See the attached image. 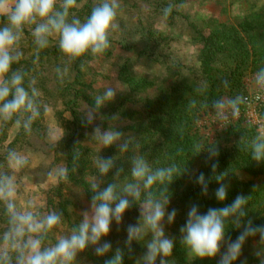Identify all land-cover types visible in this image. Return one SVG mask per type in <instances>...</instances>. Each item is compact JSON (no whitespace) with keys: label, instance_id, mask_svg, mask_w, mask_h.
Returning a JSON list of instances; mask_svg holds the SVG:
<instances>
[{"label":"trees","instance_id":"obj_1","mask_svg":"<svg viewBox=\"0 0 264 264\" xmlns=\"http://www.w3.org/2000/svg\"><path fill=\"white\" fill-rule=\"evenodd\" d=\"M188 1L118 0V28L109 35V49L102 55L86 54L72 62H68L60 51L58 37L50 38L48 47L37 51L32 36L34 26H26L19 44L21 59L12 68L27 74L25 87L33 82L39 89L41 115L32 124L30 132L18 127L14 120L7 123L0 121L2 145L8 137L9 129L13 125L17 127L12 139L3 145L1 161L6 159L9 150L35 148L37 140L46 135V108H54L55 118L62 132L60 138L49 145V149L63 161L64 167L68 169V179L57 180L50 187L45 209L41 214L51 211L62 213V221L71 232L80 221L68 207L72 203L69 193L74 190L90 203L93 195L90 192V181L98 176L93 159L98 155L99 145L91 139L94 124L99 122L103 129L119 127L132 137L129 151L118 153L116 147L112 146L101 149L99 153L102 157L117 156V167L124 168L119 183L123 184L131 179L127 173L130 168L128 162L137 155L143 156L153 169L171 164H176L181 171L186 167L188 169L174 179L166 193L170 195L168 211L177 210L176 219L168 225L165 234L175 240L172 256L166 258L168 264H218L215 258L201 260L193 257L187 260L188 249L180 242V228L185 225L187 212L192 204L198 205L201 214H204L209 208H219L231 203L237 195L249 197L246 219H251L254 225H264V163L254 162L250 150L245 147L259 134L256 127L241 125L236 121L216 129L208 137L201 132L206 125L200 123L205 117L216 113L212 107L214 101L243 96L246 78H254L255 73L264 67V3L248 10L242 17L214 18L211 25L200 28L182 10ZM77 3L78 7L72 11L84 21L100 0H77ZM169 4L173 5V10L165 17L163 10ZM159 18L166 24L179 20L187 23L199 48L200 64L197 68L184 64L160 45L161 35L156 27ZM5 22V18L0 17V27ZM136 41L140 42L139 52L163 68L161 82L155 85L147 77H135L130 65L123 62L119 65L117 76L127 86V90L116 94L114 100L101 109V118L93 125L86 126L83 113L93 104L92 96L102 94L87 79L92 70L91 63L100 58L111 57L117 46L129 50L136 45ZM57 68L61 69L62 76L57 74ZM225 80L228 81L226 87L223 83ZM256 111L259 117H264V98L256 105ZM197 145L201 150L199 154ZM214 146L219 155L210 160L206 148ZM203 149L205 150L202 151ZM213 163L218 165L215 172L211 168ZM1 167L2 165L0 172H4ZM201 172L208 181L207 196L202 195L201 186L196 183V176ZM221 173L226 174L223 183L228 185L227 199L223 203L218 202L214 196L219 187L215 177ZM111 177L112 173L102 187L111 182ZM159 187L154 186L153 190ZM139 215V205L133 204L124 217L130 219ZM0 224L2 236L9 227L4 206L0 209ZM225 228L226 241L229 237L234 241L243 231V227L237 229L231 221L226 222ZM150 238L149 234L140 242L133 241L130 252L125 247V238L115 245L113 251L116 247L124 249L123 264H136ZM256 238L259 240L258 235ZM48 240L55 241L51 234L45 245ZM84 254L86 263L90 264H103L108 258L97 257L90 247ZM257 262L258 258L246 252L243 246L242 254L234 264Z\"/></svg>","mask_w":264,"mask_h":264},{"label":"clouds","instance_id":"obj_2","mask_svg":"<svg viewBox=\"0 0 264 264\" xmlns=\"http://www.w3.org/2000/svg\"><path fill=\"white\" fill-rule=\"evenodd\" d=\"M78 7L77 0H0V17L5 18L4 26L0 27V121L15 122L26 132L40 115L39 89L29 82L25 87V76L22 70H13L12 65L22 56L19 44L26 26L32 27V36L37 51L48 47L50 38L58 37L60 51L72 62L91 54L98 56L110 47L109 35L118 28L116 17L120 4L118 0H100L84 20L72 10ZM173 5L169 4L163 15L169 16ZM57 74L63 75L60 68ZM66 73V69L64 70ZM224 86L228 85L225 80ZM254 83L260 92H264V67L254 75ZM125 87L117 84L116 88L107 86L102 94L92 96L93 104L83 113L87 125H93L101 109L113 101L117 91ZM260 100L259 95L256 96ZM247 98L237 95L234 98L219 99L212 107L217 118L226 121L229 117L238 118L240 106ZM101 118V117H100ZM91 139L99 145L98 155L93 159L98 176L90 181V210L80 213L82 219L70 235L59 236L55 243L45 245V241L53 229L62 227L63 214L51 211L41 214L34 209L21 211L16 205L17 180L16 173L23 170L29 163L27 156L9 150L6 156L10 172H0V203H3L8 217L9 227L0 236V264H76L78 256L89 247L93 248L97 257H108L103 264H123L125 251L104 240L111 231L113 221L117 226L123 222L125 212L133 204L139 205V220L126 227L125 247L131 251L133 241L140 242L150 234L143 253L136 264H168L167 257L172 256L175 240L165 235V219L171 225L177 216V210L168 211L170 203L169 185L177 177L188 171H181L176 164L153 169L141 155L131 158L127 173L131 179L119 183L124 174L123 167H117V156L102 157L101 149L115 146L118 153H127L132 143L130 134L119 127L102 129L94 127ZM251 152V158L257 164L264 163V131L256 135L245 145ZM209 159L218 157L219 151L214 147L206 148ZM203 149L202 151H204ZM198 154L201 152L197 145ZM78 156V154H77ZM217 164L211 165L215 172ZM112 173L111 182L105 184L106 178ZM53 175L58 180L67 181L68 169L60 166ZM226 174L215 177L219 187L214 196L218 202H225L228 185L223 183ZM196 183L201 186L202 195L208 194V181L201 172L196 176ZM154 186H160L155 191ZM249 197L237 195L235 199L223 207L209 208L201 214L199 206L192 204L187 212V220L180 228L181 244L188 252L201 260L220 256L218 264H234L241 256L242 248L249 238L259 236L264 243V225H254L246 219V206ZM139 202V203H138ZM231 221L235 228L243 231L233 241L226 237V222ZM225 251L221 252V247ZM109 253L111 255L109 256ZM264 264V249L258 248L254 253Z\"/></svg>","mask_w":264,"mask_h":264},{"label":"rangeland","instance_id":"obj_3","mask_svg":"<svg viewBox=\"0 0 264 264\" xmlns=\"http://www.w3.org/2000/svg\"><path fill=\"white\" fill-rule=\"evenodd\" d=\"M262 3H264V0H189L182 7V10L185 14L189 15V19L200 28H206L212 24L214 18H239L248 10L255 9L262 5ZM156 27L161 35L160 45L166 52L172 53L186 65L195 68L199 66V48L196 41L192 38L185 21L179 20L175 21L173 24H166L162 18H159ZM139 47V41H136V45L129 50L117 46L111 57L100 58L94 63H91L92 70L88 74L87 79L92 81L94 88L101 93H103L108 85L116 88L117 84L125 88L122 91H117L116 94L124 92L127 90V86L119 80L117 73L119 65L126 62L130 65V70L135 77H147L152 80L155 85L159 84L164 76L163 68L143 56L139 52ZM257 91L260 92L255 86L254 78L252 76L247 77L246 90L243 96L250 98L253 94L257 93ZM86 110L87 109H85V111ZM54 113V108L50 106L46 108L44 116L46 135L43 139L37 140V146H35V148H25L17 151L27 156L29 160L28 165L23 170L16 173L18 185L16 205L18 210H32L30 208L31 204L36 211L41 213L45 209L48 190L55 185L58 180L53 173L58 167H64L63 161L54 156L53 152L49 149V145L55 143L60 138L62 132L57 124ZM96 120H99V117ZM236 121H239L241 125L249 124L255 126L259 133L264 131V117H259L257 115L253 104L244 103L240 108L238 118L233 119L229 117L228 120L221 121L217 118L216 113L210 117H205L204 120L200 121V123L206 125V128H202L201 132L204 133L205 136L211 137L216 129ZM97 125L101 126L99 122H96L94 127ZM16 130V125H13L9 129L8 137L3 145L7 144L12 139ZM3 145L0 144L1 170L4 172H10L11 170L8 168L7 160L5 159L4 161H1V156L4 152ZM69 195L72 199V203L68 207L72 210L74 216L76 215L80 221L82 219L80 213L85 210H90V203L78 195L74 190L73 192H70ZM3 206V203H0V209ZM138 220L139 216H133L130 219L128 217H123V222L119 226L113 221L109 235L103 237L102 242L104 240L110 241L112 243V248L114 249L115 245H118L127 237L126 226L128 224H135ZM167 228L168 224L165 221V234ZM70 233L71 232L67 229L65 222L62 221V227L53 229L50 233L52 239L55 241L48 240L46 245L53 244L59 236L70 235ZM244 248L246 252L255 255V251L258 248L264 249V246L256 237H254L244 244ZM90 250L93 251V248L90 247ZM223 251H225L224 246L221 247V252ZM193 257L194 256H192L187 250V260ZM159 259L160 258L158 257L157 262H159ZM215 259L219 261L220 256L217 255ZM260 259L261 258H258L257 264H260ZM76 264H90L86 263L84 252L78 256Z\"/></svg>","mask_w":264,"mask_h":264},{"label":"built area","instance_id":"obj_4","mask_svg":"<svg viewBox=\"0 0 264 264\" xmlns=\"http://www.w3.org/2000/svg\"><path fill=\"white\" fill-rule=\"evenodd\" d=\"M257 95H259L261 97L260 100H257L256 99V96ZM245 97L247 98V102L245 104H253L254 105V110L257 113V111H256V105L264 98V93H260V92L257 91V93L253 94L252 97H250V98L247 97V96H245Z\"/></svg>","mask_w":264,"mask_h":264}]
</instances>
